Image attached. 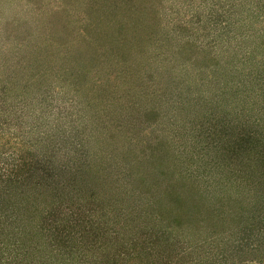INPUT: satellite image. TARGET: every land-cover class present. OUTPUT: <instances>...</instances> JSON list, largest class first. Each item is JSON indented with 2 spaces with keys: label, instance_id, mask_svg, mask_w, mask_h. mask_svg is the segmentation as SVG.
<instances>
[{
  "label": "trees",
  "instance_id": "16d2710c",
  "mask_svg": "<svg viewBox=\"0 0 264 264\" xmlns=\"http://www.w3.org/2000/svg\"><path fill=\"white\" fill-rule=\"evenodd\" d=\"M136 1L91 0L88 12H82V28L69 29L49 18L55 26L49 33L73 51L70 57L79 65L69 68L73 83L87 81L97 59L99 71L85 90L93 91L89 99L104 91L103 105L115 100L112 113L119 90L145 100L142 131L156 127L146 124L156 123L159 113L149 80L162 82L164 94L183 92L184 76L197 81L188 86L204 109L195 112L193 103L184 106L172 93L163 116L174 125L172 136L184 137L193 150L181 142L169 151L172 137L137 141L130 127L117 140L111 133L106 141L89 144V135L82 139L64 127L60 134L66 136L57 137L67 153V177L57 169L62 156L54 149L51 161L42 165L37 164L45 156L29 161L20 151L7 178L0 174V264H264V0H201L212 10L204 21L195 13L197 26L191 19L186 29L179 20L180 31L167 32L148 56L139 49L145 58L134 50L147 31L136 11L132 15ZM201 1L192 4L201 7ZM89 19L93 27L103 20L97 40ZM74 38L78 41L70 44ZM85 40L94 41L100 54L91 52ZM4 63L2 150L7 137H18L19 129L13 133V128L33 117L35 102L26 98L29 78L23 83L18 67ZM122 110L116 109L117 115ZM195 115L206 117L207 125H190ZM62 177L65 182L58 180ZM67 202L75 211L60 213L57 208L68 209Z\"/></svg>",
  "mask_w": 264,
  "mask_h": 264
},
{
  "label": "rangeland",
  "instance_id": "374dc122",
  "mask_svg": "<svg viewBox=\"0 0 264 264\" xmlns=\"http://www.w3.org/2000/svg\"><path fill=\"white\" fill-rule=\"evenodd\" d=\"M116 1L118 0H115L114 3H117ZM190 1L191 0H139L134 2L135 5L131 6L132 15H134L133 13L136 11V16L141 19L143 28L147 29V31L143 33L142 38L140 37L139 39L138 37L136 39V46H134V50H136L135 54L140 55L141 53L138 51L142 49V53L148 56L150 51H154L156 47L159 46L158 44L164 43L167 32L171 33V30L180 31V26L177 24L179 20L182 22L183 27L187 29V27L193 24L191 22V19H193L196 27L197 20L193 18V15L198 13L202 19L200 22H203L206 15L212 11L210 9V3L204 4L201 0H198V2L201 1L203 4L201 7H198L197 2L192 4L193 0ZM91 5V0H0V66L3 65V62L10 66H17V70L21 74L20 76L24 79L23 83L27 80L25 78H29L30 83H28L30 85L26 88V98L28 100L35 99L34 105L31 107L34 108V115L31 116L36 117V119L30 117L27 124L25 123L22 124L23 126L13 128V133L19 129L17 138L10 139V137H7L6 140H9L6 144L4 143L6 141H4L5 138L2 139L1 147H3V143L6 147V150L0 149V174H4L2 176L11 172L14 160L22 156L20 151L25 150L23 156L28 158L29 161H34V159L39 160L45 156L46 158L41 159L42 162H38L37 164L42 165L45 160L51 161L52 158L48 159V157L50 152L54 149L53 152L61 154L60 156H62V158L58 160L60 166H57V169L63 172L67 177L66 171L68 168L66 167V161L64 160L65 156L63 155L67 153L62 145L59 144V138L66 136L65 134H60L64 127H68L69 132L71 131L72 134H74V132L79 133L82 139H86L89 135V144L93 142L92 140H94V142L106 141V137H109L111 133L115 135V139L117 140L122 133L128 132L126 130L130 127L133 129V135L134 137L136 136L135 140L137 141H144V139L150 140L157 136L161 139H171L172 137L173 140L171 139L172 143L168 148L169 151L177 148L181 142L184 145H188V150H193L194 144L192 145L186 142L184 137H179L177 135L179 137L177 138L172 136V128L174 125L172 122L167 124L165 121L166 117H163L167 113V108L172 105V93L175 95L174 97L183 99L185 102L183 103L184 106L188 101L189 103H193L195 106H192L191 109L195 112L204 109L201 100H194L196 90L188 86L191 81L194 83L197 82L192 80L191 77H182L185 80V85L182 86L183 92L179 93V91L174 90L170 94L161 92L162 82L158 85L154 84L156 80L154 82L153 80H149L154 89L153 87L150 88L155 91L154 100L155 104H157H154L156 107L155 112L159 110V113L158 117H156V123L153 122L150 124V122H148L146 124L156 127H146L143 131L140 129V122L141 124L146 122V119L141 117V113L146 112L145 100H137L134 95L125 96V89L119 90L116 95L121 98H117V106L114 108L115 112L112 113L110 107H113L112 102L114 103L115 100L111 99V102L107 104L108 107H106V104L103 105L102 99L108 97L104 91L103 93L106 95L101 93L100 98H96L95 100L89 99L93 91L85 90L91 86L89 81L94 79L95 76L93 75L99 71L96 66L95 60L97 59L95 57L93 65L89 70L91 75L88 74L86 77L88 82L74 81L73 83L74 79L71 77L72 72L69 71V68L77 70L79 65L75 64L70 57L73 51L65 47L67 43H64L63 46L54 41L49 31L50 26L53 25V28H55V26L48 21L49 18H51L55 24L64 25V23H67L69 29H77L78 25L82 28V26H84L82 12H88ZM37 6L40 7L39 10H37ZM35 16H42V18H35ZM90 24H92L91 19L88 20V27L92 29V37L97 40L96 34L100 31L102 32V30H99V26L103 24V20H99V26L96 25L93 27V25L91 26ZM139 28L141 27L139 26ZM141 32H143V30ZM141 32H138V34ZM170 38H172V34H170L169 39ZM74 39L70 41V44H76L78 40ZM197 39L203 43H208L209 40L203 39L200 35L196 37V40ZM141 40L142 43L146 44L138 45V42H141ZM87 42L89 43L84 45L89 47L91 52L94 50L95 55L100 54L101 49L95 47L96 44L93 43L94 41ZM143 54L141 55L144 57ZM68 60H70L71 64ZM154 68L153 65L152 69ZM155 75H159L158 72H156ZM203 95H206V93H203ZM203 97L205 100L207 99V96ZM214 102H217V99ZM122 106L125 109L124 113L117 115L118 112L123 111ZM26 107L27 105H25L24 108ZM128 108L129 110L126 111ZM69 113L71 114L69 118H66V121L65 119H63L64 121L59 120L62 116L65 118ZM250 116L251 115H249V117ZM117 118L120 119L116 121ZM45 119L46 122L44 121ZM122 119H124V122H119ZM161 121L164 123L157 124ZM189 121L190 125L193 126L200 124V122L207 125L206 117H200V115L189 117ZM214 121H208V124H212ZM32 127H34L33 132H31ZM21 129H24V131H20ZM204 133H206V131H204L203 134ZM177 134L182 136L180 131H178ZM76 142L80 143L78 137ZM11 145L13 147H11ZM52 146H54V148H51ZM47 151L49 152L47 153ZM52 164L55 163L52 161ZM161 164L165 165V163ZM68 165L70 164L68 163ZM5 178L7 177L5 176ZM55 179L57 178L55 177ZM58 180L65 182L63 177ZM2 189L7 190L5 184ZM17 201H19V199H17ZM22 201L25 203V198H22ZM28 202H30V200ZM69 204L70 203L67 202L66 208L68 209H63V206L57 209L60 213L75 211L73 205ZM49 208L51 209V207Z\"/></svg>",
  "mask_w": 264,
  "mask_h": 264
}]
</instances>
